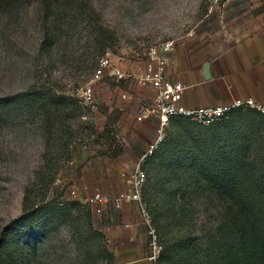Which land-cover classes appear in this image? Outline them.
Listing matches in <instances>:
<instances>
[{
	"label": "rangeland",
	"instance_id": "obj_1",
	"mask_svg": "<svg viewBox=\"0 0 264 264\" xmlns=\"http://www.w3.org/2000/svg\"><path fill=\"white\" fill-rule=\"evenodd\" d=\"M258 19L264 0H0V239L22 218L21 264L136 259L140 251L123 248L135 228L143 257L153 255L139 215L128 227L120 210L91 203L117 196L140 164L161 246L156 264H212L229 241L228 212L264 234L263 116L235 111L210 127L176 120L152 158L157 122L137 120L148 90L105 80L96 108L73 96L102 56L129 68L141 49L167 40L178 48Z\"/></svg>",
	"mask_w": 264,
	"mask_h": 264
},
{
	"label": "built area",
	"instance_id": "obj_2",
	"mask_svg": "<svg viewBox=\"0 0 264 264\" xmlns=\"http://www.w3.org/2000/svg\"><path fill=\"white\" fill-rule=\"evenodd\" d=\"M233 1L227 0L229 3ZM176 46L175 40H167L147 50L136 51L134 54L140 62H135L129 68L114 62L108 54L102 56L97 62L93 75L73 90V96L80 104L96 108V90L105 80L118 83L133 82L141 89L152 90L155 93L153 100L141 108L137 118L142 123L151 120L157 122L156 137L149 147V155H152L166 141L167 130L173 119H184L200 127H210L235 111L252 110L264 116V104L253 99H236L215 107L188 108L184 106L186 87L180 82L170 80L168 76L169 56L175 51ZM123 181L125 189L117 196L96 194L91 198V203L110 205L116 210H121L127 205L134 206L152 238L153 255L148 257V260L156 264L160 257L161 246L157 242V235L152 226V213L145 197L148 174L140 164L133 174H124Z\"/></svg>",
	"mask_w": 264,
	"mask_h": 264
},
{
	"label": "crops",
	"instance_id": "obj_3",
	"mask_svg": "<svg viewBox=\"0 0 264 264\" xmlns=\"http://www.w3.org/2000/svg\"><path fill=\"white\" fill-rule=\"evenodd\" d=\"M250 25L253 27H240L227 35L190 40L181 44L169 56L170 80L180 82L186 87L184 106L215 107L236 99H253L264 104V19L262 22L258 19ZM206 62L211 64L210 80L203 77V66ZM148 91L152 101L155 93L152 90ZM120 212H123L128 227L136 226L129 220L131 214L134 220L138 219L134 206L127 205ZM138 233L135 228L132 231L134 240L131 246L123 248L129 254H137L140 251L141 255L120 263L153 264L148 257H143L145 250L138 240Z\"/></svg>",
	"mask_w": 264,
	"mask_h": 264
},
{
	"label": "trees",
	"instance_id": "obj_4",
	"mask_svg": "<svg viewBox=\"0 0 264 264\" xmlns=\"http://www.w3.org/2000/svg\"><path fill=\"white\" fill-rule=\"evenodd\" d=\"M176 120L183 119H173L170 123V126L173 125V122ZM156 151H154V153ZM154 153L152 154V158H158V156L155 155L157 152L155 154ZM149 183L150 179L148 175L147 189L149 187ZM30 193L31 190L29 188L26 191V195L24 196L23 200L24 216H27L30 213ZM145 197L150 207L147 192H145ZM227 215L228 216L225 218V221L222 225V230L224 232L227 231L226 235L227 237H229V241L227 247L225 248V251L222 254L220 253L218 256H216L212 264H264V234L260 232L258 224L249 226L243 220L241 221L240 219L235 218L230 212H228ZM21 223L22 218L13 220L3 230L0 239V264H17L15 259L20 260L19 264H21L20 262L22 261L21 254L23 251V247L19 240L16 241L18 235L17 230L22 229L20 228ZM8 236H12V245L5 242V238H7ZM11 248H14V250ZM180 249L181 251L185 252L187 249H189V243L181 242ZM166 252H162V257L166 255Z\"/></svg>",
	"mask_w": 264,
	"mask_h": 264
},
{
	"label": "water",
	"instance_id": "obj_5",
	"mask_svg": "<svg viewBox=\"0 0 264 264\" xmlns=\"http://www.w3.org/2000/svg\"><path fill=\"white\" fill-rule=\"evenodd\" d=\"M210 62H206L203 66V77L205 80L211 79V72H210Z\"/></svg>",
	"mask_w": 264,
	"mask_h": 264
}]
</instances>
